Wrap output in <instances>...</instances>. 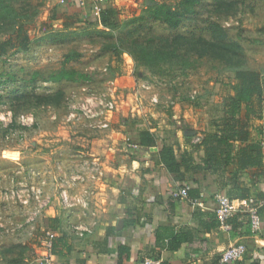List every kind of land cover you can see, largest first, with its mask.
Returning <instances> with one entry per match:
<instances>
[{"label":"rangeland","instance_id":"1","mask_svg":"<svg viewBox=\"0 0 264 264\" xmlns=\"http://www.w3.org/2000/svg\"><path fill=\"white\" fill-rule=\"evenodd\" d=\"M3 1L24 18L30 44L25 52L9 50L0 56V236L6 230L36 231L40 217L31 220L26 213L50 208L56 197L59 207L90 209L75 199L78 187L64 191L62 185L72 177L86 180L93 159L87 153L96 148L95 139L111 129L126 131L122 119H132L120 115L117 124L104 129L82 118L67 121L71 102L91 94L110 100L113 93L118 106L128 94L112 82L117 75H130L160 100L170 94L209 104L218 121L232 96L234 70L264 75V0H203L178 28L155 19L146 0H114L111 6L118 14L108 29L78 22L90 1L78 6L81 11L76 4H61L63 0ZM155 2L178 8L177 0ZM11 28L0 23V39H7ZM64 69L77 75L52 83L50 78ZM136 96L126 100L132 103ZM21 115H31L33 122L21 124ZM257 116L251 113L249 120ZM70 163L78 169L74 174L67 171ZM42 164L47 167L41 173ZM42 182L46 184L39 188ZM5 238L9 241L3 240L0 255L8 261L3 264H24L18 258L22 246L14 244L15 237Z\"/></svg>","mask_w":264,"mask_h":264},{"label":"crops","instance_id":"2","mask_svg":"<svg viewBox=\"0 0 264 264\" xmlns=\"http://www.w3.org/2000/svg\"><path fill=\"white\" fill-rule=\"evenodd\" d=\"M68 1L75 5V0ZM131 79L130 75H117L113 81L128 94L127 100L137 95L134 102L125 99L112 115H105L110 128L118 123L120 115H130L132 121L122 119L120 124L121 128L126 126V131L111 129L104 137L98 136L96 148L87 153L93 159L86 169V180L76 182L72 177L66 180V186L62 185L64 191L81 188L77 189L75 199L82 200L83 206L90 209L59 207L56 197L50 208L37 209L34 215L26 213L31 220L40 217L36 231H1L0 248L3 240H8L5 237H15L14 244L22 246L18 258L22 257L24 264H36L44 251L45 232L49 231L55 236L52 251L56 264H137L145 258H153L159 264H221L220 255L229 245L244 242L246 252L240 263L264 264V168L262 177H252L255 183L248 184L245 198L260 205V229L250 232L246 215L235 214L229 221L230 230H221L215 216L216 196L233 193L231 188L222 190L223 177L187 171L184 181H176L158 161L161 143L180 154L190 151L197 137L201 139L202 134L214 131L217 121L211 117L209 104L204 107L186 97L169 94L166 100L159 99L160 104L153 105V92L143 91ZM170 100L175 104L168 107ZM249 121L250 139L264 144V119L257 116ZM139 130L150 131L156 143L146 149L130 148L126 138L132 140ZM193 156L199 164L204 152L195 151ZM70 164L67 171L74 174L78 169ZM46 167L42 164L40 172ZM226 171L231 174L233 166ZM243 176L242 184L247 185L250 177ZM185 186L198 189L196 201L178 200L170 195ZM53 219L59 222L53 223ZM178 243V248H173ZM120 245L130 251V258L121 263L117 258ZM6 257L0 255V264L7 263Z\"/></svg>","mask_w":264,"mask_h":264},{"label":"trees","instance_id":"3","mask_svg":"<svg viewBox=\"0 0 264 264\" xmlns=\"http://www.w3.org/2000/svg\"><path fill=\"white\" fill-rule=\"evenodd\" d=\"M113 1L104 0V5L97 15L93 14L91 8H88V11L82 13L83 16L79 15L78 22L83 26L95 24L106 29L113 28L118 14L117 10L111 6ZM201 1L203 0H177L178 8L168 6L165 3H156L155 0H146L145 5L148 6L155 19L171 28H178L183 18L193 14L194 6ZM67 2L69 1L63 0L62 4ZM149 2H153V4L149 6ZM75 4L77 5L76 0ZM77 10L81 11L82 9L77 5ZM3 21L13 28H11V33L8 34L7 39H0V56H5L9 50L27 51L30 39L24 28V18L12 7L7 6L3 0H0V23ZM42 41L52 43V39L48 37H43ZM68 58L67 56L64 62H67ZM76 75L77 73L68 72L64 69L51 77L50 81L52 83L72 81L71 78ZM233 79L232 96L225 105L227 111L225 116L215 123L214 131L202 134L200 141L194 143L190 151H184L180 154H176L172 147L161 143L158 161L168 173L173 175L176 181H184L187 171L221 175L223 177L222 190L229 188L233 190L232 195L229 191L228 193L224 192L225 195L234 199H245L248 184L253 182L252 177L263 176L264 147L261 143L250 139L248 121L251 113H257L264 119V75L255 70L238 68L233 72ZM243 110L244 113L242 114ZM130 141L136 144L139 149H146L156 143L152 133L148 130L137 131ZM198 150L204 152V157L199 164L195 162L193 156V153ZM230 166H233V172L226 174V169ZM244 174L250 177L247 180V185L242 184L245 182ZM188 196L191 199H196L198 189L189 188ZM52 222L58 223L59 221L53 219ZM50 229L54 230L51 227ZM178 246L179 243L175 244L173 248H178ZM53 253L55 254V251ZM117 258L120 263L122 259L128 260L130 258L129 249L120 245ZM232 264L241 263L239 260ZM250 264L260 263L254 261Z\"/></svg>","mask_w":264,"mask_h":264},{"label":"built area","instance_id":"4","mask_svg":"<svg viewBox=\"0 0 264 264\" xmlns=\"http://www.w3.org/2000/svg\"><path fill=\"white\" fill-rule=\"evenodd\" d=\"M88 1L76 0L77 5L81 8L84 7ZM91 10L93 14L97 15L104 5V0H90ZM114 83V81L112 82ZM110 100L100 95H89L79 101L71 102L69 106L70 113L66 116L67 121L74 122L77 119H85L95 123L97 128H108L109 122L105 115H112L117 110V103L114 99L113 93L110 96ZM194 100L195 97H191ZM151 103L153 105L160 104V100L157 95L152 96ZM174 101H170L167 105H173ZM19 122L23 125H27L33 122L31 115H21ZM127 144L132 149H138V146L126 138ZM200 138L197 137L195 142H199ZM264 146L263 143H261ZM189 187L179 189L178 191L172 192L170 195L178 200H189L188 196ZM193 201H196L193 199ZM216 209L215 216L218 221L219 228L223 231H229L231 226L229 224L230 219L235 214L246 215L248 222L246 224L248 230L252 233H256L261 226L262 218L259 212L260 205L254 202L252 199H234L225 194H218L216 196ZM54 234L52 232H45L44 240V251L36 260V264H56V259L53 254V239ZM246 252V246L244 242H236L235 244L229 245L220 255L221 264H232L241 260ZM137 264H159V261L153 258H145L140 260Z\"/></svg>","mask_w":264,"mask_h":264}]
</instances>
